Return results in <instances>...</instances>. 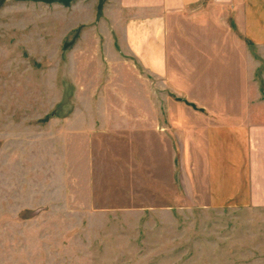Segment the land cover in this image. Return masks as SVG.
Listing matches in <instances>:
<instances>
[{"label": "rangeland", "instance_id": "obj_1", "mask_svg": "<svg viewBox=\"0 0 264 264\" xmlns=\"http://www.w3.org/2000/svg\"><path fill=\"white\" fill-rule=\"evenodd\" d=\"M118 11L0 0V264H264V205L209 196L219 78H155Z\"/></svg>", "mask_w": 264, "mask_h": 264}, {"label": "crops", "instance_id": "obj_2", "mask_svg": "<svg viewBox=\"0 0 264 264\" xmlns=\"http://www.w3.org/2000/svg\"><path fill=\"white\" fill-rule=\"evenodd\" d=\"M115 3L124 18L127 52L155 78H188L190 83L194 73L202 72L205 89L209 80H220L219 90H208L216 100L204 105L215 112L205 127L204 163L212 204L264 205V0ZM177 25L187 29V54L180 51ZM214 46L221 48L219 57L211 55ZM178 64H187V75Z\"/></svg>", "mask_w": 264, "mask_h": 264}]
</instances>
